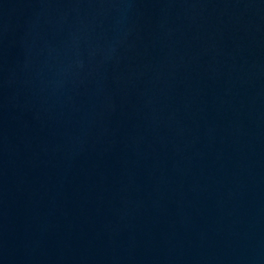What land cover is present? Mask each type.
<instances>
[{"label": "water", "instance_id": "1", "mask_svg": "<svg viewBox=\"0 0 264 264\" xmlns=\"http://www.w3.org/2000/svg\"><path fill=\"white\" fill-rule=\"evenodd\" d=\"M0 264H264V0H0Z\"/></svg>", "mask_w": 264, "mask_h": 264}]
</instances>
